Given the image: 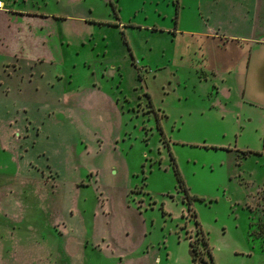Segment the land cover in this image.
<instances>
[{"label": "rangeland", "instance_id": "obj_1", "mask_svg": "<svg viewBox=\"0 0 264 264\" xmlns=\"http://www.w3.org/2000/svg\"><path fill=\"white\" fill-rule=\"evenodd\" d=\"M257 1L13 4L54 16L0 51V264H264L261 115L195 68Z\"/></svg>", "mask_w": 264, "mask_h": 264}, {"label": "crops", "instance_id": "obj_2", "mask_svg": "<svg viewBox=\"0 0 264 264\" xmlns=\"http://www.w3.org/2000/svg\"><path fill=\"white\" fill-rule=\"evenodd\" d=\"M1 1L4 3V8L0 9V51L1 49L10 51L8 46L15 43V37L21 33V30L18 33L15 30L17 20H20V18H31L34 22L29 23L30 27L31 25H42V19H46L49 22L51 17L54 16L30 9L28 11L25 9L13 10V4H16L17 0L14 3L13 1L15 0ZM260 1L255 3L253 16H258L259 21L263 20L264 24V16H262L264 14H262L261 9L263 0L261 5ZM65 17L69 18L70 16ZM213 34L204 35L209 43L212 42L208 45H212L214 48H210V51L207 52L208 46L206 43L200 44L198 51L202 60L195 61V68L197 69L198 67V69L202 70V77L205 82L213 80L211 83L216 92L211 91L210 94L213 95L211 97L215 99L217 98L216 96H219L223 102L227 103L234 101L236 108L238 105L240 107L250 105L256 110L254 111L255 113H252L254 116L260 113L261 126L264 128V38L241 36L234 33L221 32L220 30L215 31ZM37 35L39 36L36 40L39 45L44 46V51L45 46H47L45 42L48 34L45 32ZM59 43L61 47L65 46L62 38L59 39ZM69 44L67 43L66 46L68 47ZM190 48L192 49L193 45H190ZM213 51H215L216 57L211 54ZM192 52L197 54V49L194 48ZM227 74H230L231 83L226 82L227 78L225 75ZM215 78L219 80V83L214 80ZM214 105L216 104L212 103V106ZM232 112L234 113V111ZM236 115L241 117V111L235 112L234 116ZM250 119L252 120L253 118Z\"/></svg>", "mask_w": 264, "mask_h": 264}, {"label": "trees", "instance_id": "obj_3", "mask_svg": "<svg viewBox=\"0 0 264 264\" xmlns=\"http://www.w3.org/2000/svg\"><path fill=\"white\" fill-rule=\"evenodd\" d=\"M176 173L178 175V178H179L180 182L182 183L178 171ZM203 242L205 243V245H207V243H208L207 239H203ZM191 252H192L193 262L195 264V262L197 261V259L200 257L199 256L200 251H199V247H198V244L197 243L191 242Z\"/></svg>", "mask_w": 264, "mask_h": 264}, {"label": "built area", "instance_id": "obj_4", "mask_svg": "<svg viewBox=\"0 0 264 264\" xmlns=\"http://www.w3.org/2000/svg\"><path fill=\"white\" fill-rule=\"evenodd\" d=\"M4 8V3L0 0V9Z\"/></svg>", "mask_w": 264, "mask_h": 264}]
</instances>
